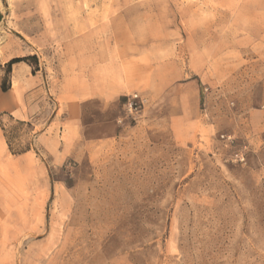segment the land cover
<instances>
[{
  "label": "rangeland",
  "instance_id": "rangeland-1",
  "mask_svg": "<svg viewBox=\"0 0 264 264\" xmlns=\"http://www.w3.org/2000/svg\"><path fill=\"white\" fill-rule=\"evenodd\" d=\"M5 50L0 264H264V0H0Z\"/></svg>",
  "mask_w": 264,
  "mask_h": 264
},
{
  "label": "crops",
  "instance_id": "crops-1",
  "mask_svg": "<svg viewBox=\"0 0 264 264\" xmlns=\"http://www.w3.org/2000/svg\"><path fill=\"white\" fill-rule=\"evenodd\" d=\"M4 53L7 55V59L0 62V67L2 68L8 62V60L12 58L10 57L11 54L6 52V50ZM104 59V57L101 58L102 61ZM2 68H0V86L3 77V73L1 71ZM28 69L29 68H27V66L23 63L14 64L12 66L10 89L6 93H3L0 87V114H13L16 111L19 112V102L21 99L22 101L24 100L25 103V98L23 99V97L26 94V90L28 91L31 90V88H39L41 83L40 80L32 75H29L30 73ZM88 75L91 77V82L86 86L88 94L90 95L89 99L99 97L102 101H104V99L106 100L105 97L109 95V90L111 89L107 79L108 70L104 68H102L101 71L92 69ZM83 93L77 91V94Z\"/></svg>",
  "mask_w": 264,
  "mask_h": 264
},
{
  "label": "trees",
  "instance_id": "trees-1",
  "mask_svg": "<svg viewBox=\"0 0 264 264\" xmlns=\"http://www.w3.org/2000/svg\"><path fill=\"white\" fill-rule=\"evenodd\" d=\"M30 58H16V59H12L10 60L7 64H6V74H8L11 70V67L14 65V64H17V63H21V62H27ZM10 89V83L9 81L7 80V78L5 77L3 80H2V83H1V91L3 93H6L8 90Z\"/></svg>",
  "mask_w": 264,
  "mask_h": 264
},
{
  "label": "built area",
  "instance_id": "built-area-1",
  "mask_svg": "<svg viewBox=\"0 0 264 264\" xmlns=\"http://www.w3.org/2000/svg\"><path fill=\"white\" fill-rule=\"evenodd\" d=\"M138 96L137 95H133L131 96V98L128 99L126 106L129 109V111L132 112V110H137L138 109ZM237 160H239L240 162H242L244 160V157L242 154H237L236 155Z\"/></svg>",
  "mask_w": 264,
  "mask_h": 264
},
{
  "label": "bare ground",
  "instance_id": "bare-ground-1",
  "mask_svg": "<svg viewBox=\"0 0 264 264\" xmlns=\"http://www.w3.org/2000/svg\"><path fill=\"white\" fill-rule=\"evenodd\" d=\"M1 56L3 57V59H4V60H6V59H7V57L5 56V54H4V53H1Z\"/></svg>",
  "mask_w": 264,
  "mask_h": 264
}]
</instances>
